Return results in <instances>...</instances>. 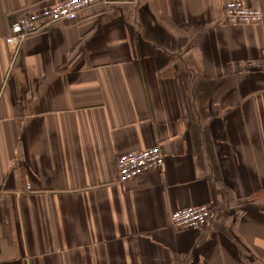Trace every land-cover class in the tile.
Here are the masks:
<instances>
[{"label":"crops","instance_id":"obj_1","mask_svg":"<svg viewBox=\"0 0 264 264\" xmlns=\"http://www.w3.org/2000/svg\"><path fill=\"white\" fill-rule=\"evenodd\" d=\"M57 1L0 0V264H264V0H241L252 25L227 0H106L12 60L11 20ZM198 205L207 225L171 223Z\"/></svg>","mask_w":264,"mask_h":264},{"label":"built area","instance_id":"obj_2","mask_svg":"<svg viewBox=\"0 0 264 264\" xmlns=\"http://www.w3.org/2000/svg\"><path fill=\"white\" fill-rule=\"evenodd\" d=\"M106 0H59L40 11L20 14L11 20L9 34L5 42L9 47L13 60L20 51L26 39L37 33L42 24L58 21L73 22L81 10ZM262 11L259 8L247 7L241 0H227L223 7L224 24L252 25L261 24ZM163 164V154L159 145L147 149L130 151L120 154L116 159L118 181L123 183L129 179L141 176L143 173L160 167ZM210 212L204 205L178 209L171 213V222L177 227L196 228L209 218Z\"/></svg>","mask_w":264,"mask_h":264},{"label":"rangeland","instance_id":"obj_3","mask_svg":"<svg viewBox=\"0 0 264 264\" xmlns=\"http://www.w3.org/2000/svg\"><path fill=\"white\" fill-rule=\"evenodd\" d=\"M198 206H201V205H198ZM206 208H207V210L210 212V216H209V218L206 220V222L204 223V224H202L201 226H199V227H202V226H205V225H207V223L209 222V220H210V218H211V214H212V212H211V209L209 208V207H207L206 205H204ZM189 207H192V206H189ZM187 208V207H186ZM184 209V208H183ZM178 210V209H177ZM175 211V210H174ZM172 213V212H171ZM171 213H170V217H171ZM170 221H171V218H170ZM172 223V222H171ZM173 224V223H172ZM174 225V224H173ZM175 226V225H174ZM175 227H177V226H175ZM199 227H196V228H199ZM179 228H189V227H179ZM189 229H195V228H189Z\"/></svg>","mask_w":264,"mask_h":264}]
</instances>
